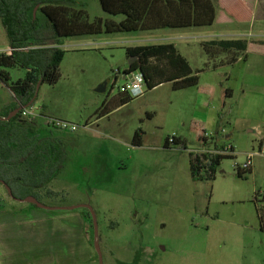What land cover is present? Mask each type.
Listing matches in <instances>:
<instances>
[{
	"label": "rangeland",
	"instance_id": "374dc122",
	"mask_svg": "<svg viewBox=\"0 0 264 264\" xmlns=\"http://www.w3.org/2000/svg\"><path fill=\"white\" fill-rule=\"evenodd\" d=\"M224 5L245 6L243 0H223L220 16H225ZM75 7L86 10L91 20H123L105 13L100 0H78ZM254 7L260 17L249 6L244 11L251 13L252 24L63 40L60 79L40 86L35 106L39 114L46 112L48 121L68 122L78 131L53 129L68 158L52 184L61 195L44 201L93 210L104 264H264V231L257 215V204L264 207V53L254 49L256 40L264 41V1ZM39 18L45 22L44 16ZM229 34H236L233 38L246 48L252 44L249 53H239L235 65L211 58L202 44L210 40L205 44L214 48L215 40L229 49L224 47ZM168 43L200 71L199 86L175 90L172 82L154 89L145 85L142 96L122 105L119 88L130 65L127 49ZM9 46L0 20V53ZM9 72L13 81L26 75L22 69ZM104 85L106 93H98ZM204 88H212V94ZM226 89L234 91L233 98L223 99ZM12 101L0 82V110ZM199 123L209 134L221 127L235 149V157L221 162L212 182H196L191 175L190 154L202 151ZM173 137L184 139L188 149L167 148ZM251 154L250 170L239 176L238 166L244 167ZM82 209L90 212L77 210ZM88 228L94 240V230Z\"/></svg>",
	"mask_w": 264,
	"mask_h": 264
},
{
	"label": "trees",
	"instance_id": "16d2710c",
	"mask_svg": "<svg viewBox=\"0 0 264 264\" xmlns=\"http://www.w3.org/2000/svg\"><path fill=\"white\" fill-rule=\"evenodd\" d=\"M77 1L0 0V20L12 49L10 53H0V82L15 99L12 106L0 113V118L8 117L20 107L35 106L38 85L58 83L60 67L65 58L61 46L66 38L103 33L209 28L216 24L221 9L218 0H100L105 13L123 17L122 21L117 22L102 18L91 20L86 10L75 7ZM225 14L237 23L249 22L242 5L231 7ZM39 15L44 16L45 22L40 21ZM239 43L244 45L245 51L247 46L242 41L226 44ZM212 44L226 50L222 44ZM205 48H208L211 56L217 55L216 51ZM127 54L130 61L135 62L123 75L141 72L149 89L165 82H172L175 90L199 86V72L193 70L187 58L172 43L131 47L127 49ZM12 69L25 70V77L13 81L9 72ZM202 90L212 94V88ZM232 96L233 91L226 89L223 99ZM132 99L134 97L123 94L121 104L125 105ZM22 113L23 109L10 121L0 119V184L4 186L2 182L6 183L15 199L35 197L42 201L60 196L51 184L64 170L68 158L64 142L53 132L49 136L40 135L38 120L47 118L43 113L33 120L24 118ZM47 126L57 130L49 123ZM199 126L202 151L190 154L191 175L196 182H212L216 179L221 162L235 157V149L226 143L230 136L221 127L209 134L204 125L199 123ZM171 146L184 151L188 149V144L180 137L169 138L166 147ZM4 158L9 164L4 165ZM250 168L238 166L239 176ZM22 191L26 195H20ZM256 197L258 203V195ZM84 213L94 230L91 213ZM257 215L264 231V207L258 204Z\"/></svg>",
	"mask_w": 264,
	"mask_h": 264
},
{
	"label": "crops",
	"instance_id": "0c3cea01",
	"mask_svg": "<svg viewBox=\"0 0 264 264\" xmlns=\"http://www.w3.org/2000/svg\"><path fill=\"white\" fill-rule=\"evenodd\" d=\"M218 1L219 5L220 3L222 5L223 0ZM245 1L243 0L245 4V6H242L243 10L248 13L249 6L251 13H256L260 17L259 12L255 11L254 7V4L260 0ZM232 5H224V11L226 12ZM251 13L248 14L250 24L253 23ZM262 19H264V13ZM226 22L231 24L235 21L225 14V16H218L216 24ZM227 37H230L228 39L231 40H226V43L236 42L237 40V38H233L237 37L236 34H229ZM208 41L210 40L202 42L204 47H209V44H205L209 43ZM255 42L257 43L254 49L264 53V41L256 40ZM212 43L218 44L215 40H212ZM251 46L252 44H249L245 53L250 52ZM225 47L229 49L222 50L217 47H209L214 52L219 50L223 53L220 54L221 56L219 55L220 57L215 55L211 58L221 61L222 64L235 65L239 63V53L243 51L244 45L241 43L225 44ZM8 49H10V46ZM196 72L200 73V71ZM122 78L124 80L125 76L122 75ZM14 102L15 99L12 102L5 103L1 107L0 113L7 110ZM42 113L47 117L46 112L43 111ZM46 120L47 118L38 120L41 136H49L50 132H53V129L47 126L48 122ZM262 136L261 150L264 149V131ZM4 159V165L9 164L7 159ZM17 163L20 164L21 160ZM52 184L51 187L53 188ZM19 194L26 195L23 191ZM26 199L12 198L5 186L0 184V264H99L98 255L94 248V240L90 239L88 222L83 209L57 213L56 211L64 210L42 209L28 203L25 201ZM40 202L52 208L66 207L53 206L44 200Z\"/></svg>",
	"mask_w": 264,
	"mask_h": 264
},
{
	"label": "built area",
	"instance_id": "2783aa9c",
	"mask_svg": "<svg viewBox=\"0 0 264 264\" xmlns=\"http://www.w3.org/2000/svg\"><path fill=\"white\" fill-rule=\"evenodd\" d=\"M4 52L10 53V52H12V49H8ZM125 77L126 78L124 79V81H125L124 84L119 88L120 93L132 96L134 98L142 96L144 94V87H145V81H144L143 77L142 76H136V73L125 76ZM117 81H118V79H116V83H117ZM38 112L39 111H38V108L36 106L30 107V108H24L22 116L24 118L29 119V120H33V119L39 117L40 114ZM48 123L50 124V126L56 128L58 131H62V132H68L69 131L71 133H75L78 131V126H76L74 124H70L68 122H64V121H58L57 122V121L51 120V121H48ZM253 158H254L253 154L249 155L246 165L242 168L243 169L250 168L252 166Z\"/></svg>",
	"mask_w": 264,
	"mask_h": 264
},
{
	"label": "water",
	"instance_id": "95a60500",
	"mask_svg": "<svg viewBox=\"0 0 264 264\" xmlns=\"http://www.w3.org/2000/svg\"><path fill=\"white\" fill-rule=\"evenodd\" d=\"M132 65V62L130 61V66ZM126 78V77H125ZM124 78V79H125ZM40 89V85H38L37 87V93H36V97L38 96V90ZM106 89H107V85H104L102 87H100L97 92L98 93H106ZM25 107H20L19 109L13 111L12 113H10V115L6 118H0L1 120H5V121H10L11 119H13L15 116H17L19 114V112L24 109ZM3 185L5 186L6 190L8 191V194L14 198V194L12 189L4 182H2ZM25 201H27L28 203H31L33 205L38 206L39 208L42 209H50V210H77L79 208H86L89 209L90 213H91V217L93 220V227H94V248L96 250V253L98 255V259H99V264H104V260H103V254L100 248V242H99V233H98V223L96 220V215L94 214L93 210L89 207V206H74V207H69V208H52V207H48L45 206L43 203H41L38 199H36L35 197H29L27 198Z\"/></svg>",
	"mask_w": 264,
	"mask_h": 264
},
{
	"label": "flooded vegetation",
	"instance_id": "af4514ba",
	"mask_svg": "<svg viewBox=\"0 0 264 264\" xmlns=\"http://www.w3.org/2000/svg\"><path fill=\"white\" fill-rule=\"evenodd\" d=\"M116 79H118V76L116 77Z\"/></svg>",
	"mask_w": 264,
	"mask_h": 264
}]
</instances>
